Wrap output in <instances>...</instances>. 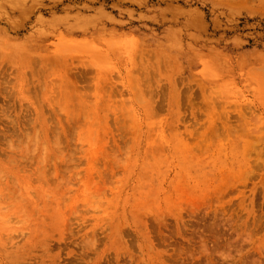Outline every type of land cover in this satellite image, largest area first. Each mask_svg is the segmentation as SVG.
<instances>
[{
  "label": "rangeland",
  "instance_id": "1",
  "mask_svg": "<svg viewBox=\"0 0 264 264\" xmlns=\"http://www.w3.org/2000/svg\"><path fill=\"white\" fill-rule=\"evenodd\" d=\"M0 264H264V0H0Z\"/></svg>",
  "mask_w": 264,
  "mask_h": 264
},
{
  "label": "bare ground",
  "instance_id": "2",
  "mask_svg": "<svg viewBox=\"0 0 264 264\" xmlns=\"http://www.w3.org/2000/svg\"><path fill=\"white\" fill-rule=\"evenodd\" d=\"M58 143V142H57Z\"/></svg>",
  "mask_w": 264,
  "mask_h": 264
}]
</instances>
